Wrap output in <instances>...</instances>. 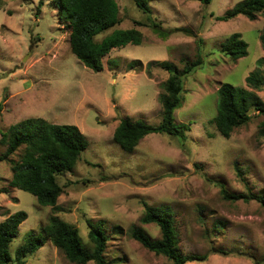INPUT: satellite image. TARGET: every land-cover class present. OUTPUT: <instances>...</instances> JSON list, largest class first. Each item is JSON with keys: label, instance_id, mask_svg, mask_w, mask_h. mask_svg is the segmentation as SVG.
Instances as JSON below:
<instances>
[{"label": "rangeland", "instance_id": "obj_1", "mask_svg": "<svg viewBox=\"0 0 264 264\" xmlns=\"http://www.w3.org/2000/svg\"><path fill=\"white\" fill-rule=\"evenodd\" d=\"M38 1L0 0V136L11 123L41 116L76 124L88 145L71 170L57 175L63 191L55 207L9 185L10 161H0V220L19 209L27 214L11 241L12 253L25 233L40 231L55 213L77 226L88 247L87 220L99 221L108 236L104 254L110 264H173L130 234L140 225L160 237L155 222L140 220L146 202L171 207L183 252L226 251H211L206 259L185 264H264V206L256 199H226L221 193L224 187L264 195V138L258 133L264 113L250 108L248 122L228 137L212 121L219 84L246 85V75L264 56L259 39L264 14L216 18L240 0H150L151 12L134 0H116L119 22L96 38L135 26L142 41L112 48L102 57L103 68L94 71L70 49V26L58 17L53 1L43 0L36 14ZM232 32H240L247 42V53L236 59L221 50ZM197 50L202 62L181 76L182 101L173 110L175 121L189 125L184 144L173 135L151 132L131 151L119 146L112 134L122 117L161 120L159 93L168 72L147 62L167 59L181 68ZM134 59L141 60V68H128ZM256 92L264 100V87ZM4 148L0 143V152ZM17 152L11 157L18 158ZM24 264L80 263L68 260L47 239Z\"/></svg>", "mask_w": 264, "mask_h": 264}, {"label": "trees", "instance_id": "obj_2", "mask_svg": "<svg viewBox=\"0 0 264 264\" xmlns=\"http://www.w3.org/2000/svg\"><path fill=\"white\" fill-rule=\"evenodd\" d=\"M52 1L58 9V17L67 21L70 26L68 35L70 49L85 66L94 71L103 68L102 57L112 48L142 41V32L135 26L115 28L100 39L96 38L97 34L119 22L116 0ZM198 1L208 3L210 0ZM134 2L143 11L151 12L150 0ZM42 4L43 0H39L36 14L40 12ZM260 13L264 14V0H240L223 14L216 15V18L226 20L237 14H244L250 19H255ZM134 22L142 24L139 20ZM151 24L158 26V22L154 20ZM259 39L264 49V21ZM198 50L194 58L184 60L181 68L167 59L147 62L156 63L168 72L159 93L162 106L161 120L150 123L140 118L122 117L112 134L113 140L119 146L131 151L142 137L151 132L173 135L181 140L179 142L182 145L184 144L189 125L183 121H175L173 110L182 101L181 76L191 72L202 62ZM221 50L236 59L247 53V42L241 37L240 32H232L221 43ZM141 65L140 59H134L128 63V68H141ZM245 84L221 82L217 88L216 112L212 121L225 137H228L235 127L248 122L251 118L250 108H254L258 113H264V100L256 92L264 87V56L257 59V66L246 75ZM1 110L0 102V112ZM258 133L264 138V119L261 120ZM0 143L5 144L4 150L0 152V161L9 160L11 164L9 185L28 190L42 205L55 207L58 196L63 191L57 175L73 168L80 153L88 145V139L76 124L55 123L41 116H29L11 123L2 130ZM15 152L18 153L16 159L11 157ZM221 193L226 199H256L264 206V195L260 193L229 192L224 187L221 188ZM26 216V212L19 209L0 220V264H9L13 261L14 264H24L26 256L37 250L47 239L60 248L72 262L85 264L89 260H94L96 264H110L104 254L108 236L99 221L87 220L88 236L92 242V246L88 247L81 239L77 226L55 213L49 214L40 231L29 230L25 233L23 241L12 253L11 241L17 235L19 224ZM140 220L144 223L155 222L160 228V237H152L140 225L132 227L131 236L147 249L165 255L173 264L204 260L211 251L226 252L224 249L215 248L205 252H183L179 248L174 213L169 205L153 206L145 202V211Z\"/></svg>", "mask_w": 264, "mask_h": 264}]
</instances>
